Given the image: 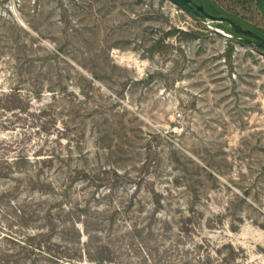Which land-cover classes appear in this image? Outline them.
I'll return each mask as SVG.
<instances>
[{
  "label": "rangeland",
  "instance_id": "374dc122",
  "mask_svg": "<svg viewBox=\"0 0 264 264\" xmlns=\"http://www.w3.org/2000/svg\"><path fill=\"white\" fill-rule=\"evenodd\" d=\"M201 1L264 31V0ZM231 28L172 0H0L24 102L0 112V236L72 255L78 221L116 264H264V50ZM18 245L7 264H71Z\"/></svg>",
  "mask_w": 264,
  "mask_h": 264
},
{
  "label": "trees",
  "instance_id": "16d2710c",
  "mask_svg": "<svg viewBox=\"0 0 264 264\" xmlns=\"http://www.w3.org/2000/svg\"><path fill=\"white\" fill-rule=\"evenodd\" d=\"M215 15L227 16L231 18L232 20H234L235 22L239 23L240 25L247 27L251 30H254L259 35L264 37V31L251 27L250 25L231 17L229 14H225V13L222 14V12L218 11ZM231 32L232 34H235V35L236 34L241 35V33L234 27L231 28ZM187 35H191V33H187ZM22 100L23 98L20 95V91L16 87H10L7 91L0 90V110H1L0 112H12L13 114L23 112L24 109L22 105L24 104V102H22ZM25 159H29V158H25ZM77 224H78V221H76L75 224L71 223L70 225L75 231V237L79 238V241L75 242L76 243L75 244L76 247L74 248L75 254H72V255H69L66 252H63L61 254V253H56L54 250L52 251L51 243L46 244L45 241L43 240L44 237H47L46 235H48V232H49V231H45L44 228L37 229L39 230L37 234L34 231H32L34 234L30 235L29 238H26V240L17 239V238L12 237L11 235H3L2 237L0 236V239H3V237H5L6 239L10 241L18 243L19 248L23 251L26 250L29 254L38 253L40 255L47 257L48 259H53L57 262L66 261L71 264H86L87 262L90 264H116L117 261H114L115 259L111 257V253L108 251L110 248L109 246L107 247L100 246L101 247L100 248L98 245L99 248L97 250H92V251H90L89 249L87 250L84 249V247L86 248L87 244L81 242L83 233H81L80 229L76 227ZM50 226H53V225L50 224ZM83 226H84L83 232L87 235L88 242H89L91 241L92 233L85 227V224H83ZM52 231H54L53 228H52ZM63 235L64 237L67 238V234H63ZM36 239H42L44 242L40 240V243H37L35 242ZM49 249H51V251ZM106 250L108 252H106ZM20 252L21 251H17V253H13V251L0 249V264H7L9 262H15L16 260L14 259L16 257L23 256V253H20ZM25 257H27V255H25Z\"/></svg>",
  "mask_w": 264,
  "mask_h": 264
},
{
  "label": "water",
  "instance_id": "95a60500",
  "mask_svg": "<svg viewBox=\"0 0 264 264\" xmlns=\"http://www.w3.org/2000/svg\"><path fill=\"white\" fill-rule=\"evenodd\" d=\"M178 5H180L183 9L187 10L188 12L192 13L195 17L201 19L203 22L205 21H212L216 23H227L237 29L241 35L243 36L244 41L253 44L256 47L264 49V37L259 35L258 33L254 32L253 30L240 25L239 23L235 22L231 18L227 16H217L209 14L202 3L201 0L195 2L194 0H172Z\"/></svg>",
  "mask_w": 264,
  "mask_h": 264
},
{
  "label": "flooded vegetation",
  "instance_id": "af4514ba",
  "mask_svg": "<svg viewBox=\"0 0 264 264\" xmlns=\"http://www.w3.org/2000/svg\"><path fill=\"white\" fill-rule=\"evenodd\" d=\"M195 2H198V0H194Z\"/></svg>",
  "mask_w": 264,
  "mask_h": 264
}]
</instances>
